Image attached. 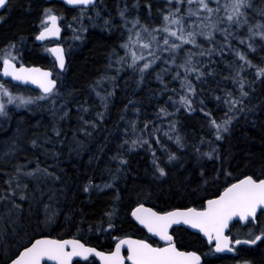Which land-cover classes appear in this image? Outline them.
I'll return each mask as SVG.
<instances>
[{
	"label": "trees",
	"instance_id": "16d2710c",
	"mask_svg": "<svg viewBox=\"0 0 264 264\" xmlns=\"http://www.w3.org/2000/svg\"><path fill=\"white\" fill-rule=\"evenodd\" d=\"M250 3L253 7L245 8L246 23L239 33L243 38L249 37L250 28L256 31L258 24H264V16L258 14L264 9V0ZM45 9L59 17L63 44L66 21L80 11H99L100 24L89 29L80 44L63 45V73L57 72L50 55L42 53V47L34 42ZM125 9L122 18L120 12ZM169 10L174 12L169 0H98L90 10H72L43 0L8 1L0 14V66L7 46L15 44L11 50L14 62L51 70L57 88L50 100H34L27 108L10 110L0 118V197H7L0 199V264L8 263L20 245L27 243L25 233L36 238H79L86 246L102 251L118 239L144 236L129 217L138 205L159 213L199 209L229 181L236 182L245 174L264 179V77L256 76L258 68H264V40L260 37L252 40V51L235 42L236 27L231 25L232 36L227 41L223 31L216 30L210 40H197L199 48H181L172 65H182L189 52L195 53L192 61L203 73L199 79L196 72L186 75L179 66L170 67L172 61L166 55L146 73L124 62L115 69V62L127 57L121 45L128 39L131 21L139 19L149 29L160 28ZM178 15L184 17L187 32L190 20L181 8ZM228 27L225 23L221 28ZM138 30L139 25L133 34ZM207 49H212L211 54ZM201 51L205 55H199ZM237 52L253 66L241 61ZM185 79L194 89L188 96L191 110L179 105ZM240 80L248 92L245 98L240 97ZM0 83L17 94L41 96ZM229 93L232 99H242L232 111L225 103ZM229 117V130L217 140L211 121L222 123ZM167 124L173 127L169 136L163 135ZM137 137L148 140L151 150L139 142L130 148ZM156 139L161 146H156ZM170 153L175 160H168ZM121 159L126 163L121 164ZM153 160L165 170L164 176L156 171ZM221 169L232 175L225 177ZM30 172L33 175H26ZM86 185H90L87 192ZM107 213H112V229H108ZM98 225L106 231H99ZM260 227L264 228V221ZM172 234L177 248L195 252L202 264L233 261L226 255L214 259L211 248L185 229H173ZM8 253L12 255L6 257ZM241 253L252 264H264V242L255 248H241Z\"/></svg>",
	"mask_w": 264,
	"mask_h": 264
},
{
	"label": "snow or ice",
	"instance_id": "6c2138e0",
	"mask_svg": "<svg viewBox=\"0 0 264 264\" xmlns=\"http://www.w3.org/2000/svg\"><path fill=\"white\" fill-rule=\"evenodd\" d=\"M6 2L7 0H0V7H4ZM64 2L68 5L75 6H89L94 4V0H64ZM180 2L181 0H177L178 4ZM187 2L189 5H197L196 11H193L191 7L188 9L187 14L189 16H197L199 18V13L203 11L208 14L204 19H210L214 12L219 11V7L216 9L209 7L207 0H187ZM169 3H171V0H169ZM224 7L227 12L226 20L229 24L228 28L223 29L225 40L227 41L229 37L232 36L230 30L232 24L239 27L242 23H246V21H241L240 19V17L244 15L241 9L250 8L253 7V5L250 3V0H231V3L226 4ZM124 11H126V9L120 12L122 18L124 17ZM179 12L180 9L177 8L175 12L169 10L167 15H163V26L160 28L149 29L145 25L140 24L139 19L131 21L132 28L128 29V32L130 33L128 41L121 45V47L126 50V55H131L132 62L128 65L129 67L136 66L139 60H145L146 62L139 68V71L143 73L150 68L151 64L156 59L160 58L155 51L150 50L153 44H155L157 48L161 47L155 35L158 32L166 34L162 38L163 50L174 53L181 48L182 45L186 44H191L194 47L199 48L200 45L197 44L196 36L205 35L206 38L210 40L213 32L217 30L216 23H209L204 25V27L210 29L206 33L197 31L186 32L184 28V17L179 16ZM258 14L264 16V9H260ZM44 16L46 19L41 21L42 30L35 37L38 41H43L47 37H58L61 31L57 23L58 17L52 14L50 9H45ZM128 23L129 21L125 20V24ZM137 25H139L140 30L135 32L136 39L134 40L131 33ZM194 27H199V25H195ZM256 27V31H253L251 28L249 29L250 35L248 37V47L252 51H255L252 44L253 37L259 36L261 40H264V24H258ZM142 33H146L149 37L147 42L141 43ZM170 38L179 41V43L173 42V39ZM240 43L243 44L244 40L241 39ZM137 44H139L141 49L149 50L148 55L152 57L151 61L146 59L143 51L138 54L134 50ZM15 47V44H10L4 52L2 59L3 76L11 77L14 81L34 84L44 94L27 99L20 96L14 97L4 84H0V97H7L8 104L19 101L17 104L19 107L33 103L34 100L45 99L46 96L54 92L56 81L49 78L51 76L50 72L41 71L39 68H26L23 66L16 67L14 63L16 56L12 55L11 51ZM222 50L223 49H221V51ZM49 51L55 56L59 67L64 69V50L60 47H54L49 49ZM206 52L211 54L212 49H207ZM193 55H195V53L189 52L187 54V59L182 65H179V67L184 69L186 75L191 72H196V78L199 79L203 73L200 72L193 63ZM199 55H205V51H201ZM236 55L249 67L253 66L252 62L248 60L242 52H237ZM123 61L124 57H121L117 62L121 63ZM165 62L167 63V61ZM241 70H243V66H241ZM256 76L258 79L264 77V68H258ZM233 79L234 82H236V77H233ZM183 83L186 85L189 93L194 91L192 85L186 79ZM239 83L240 97L245 98L248 96V92L244 90V82L240 80ZM231 97L232 93H229L228 98L225 99L229 111L234 110L237 104H242V99H232ZM181 101L189 110H191V104L184 96L181 97ZM85 111H87V109H85ZM161 111L163 112L164 110L161 109ZM6 114V105L4 102L0 101V115ZM102 115V113H98V116L102 117ZM85 123L88 122L86 121ZM211 123L216 129V139L219 140L222 139L221 133L229 130L228 125L231 123V117L223 120L222 123H216L215 120H212ZM92 126L95 127L94 124ZM131 127L133 131H135L136 125L134 122L131 124ZM146 127L147 124L145 125V128ZM86 134L90 135L91 133ZM138 142L140 144H148L149 150H151L149 141L141 140L139 137L131 141L130 148L137 146ZM33 143H35V141ZM125 143H128V141L125 140ZM157 143L160 142L157 141ZM177 143H179V137L177 138ZM206 155L209 156V159L212 158L211 154ZM153 156H155V152H153ZM175 159L176 156L170 153L168 160L173 161ZM120 163L124 164L126 161L121 159ZM153 163L156 165V171L159 172V175L164 176L166 174L165 170L160 167L159 164H156L155 160H153ZM17 171L19 172V169H17ZM220 171L225 177H230L232 175L230 171L223 169ZM26 175H33V173H26ZM201 175L203 176L204 173H201ZM215 179H218V177ZM7 183H9V186L11 187V179L7 181ZM205 183H208V180H205ZM19 186L20 185L18 184L17 187ZM111 186V184L105 185V187L109 188ZM89 187L90 185H86L84 191L87 192ZM12 194H14V192ZM0 199H7V197H0ZM20 199L23 200L24 196L21 195ZM13 207L19 208V205L13 204ZM258 208L264 209V179H257L254 178L253 175L245 174L243 179H237L234 183L229 181L228 186L224 187L223 192L220 193L218 198L207 199L206 206L200 210L193 207L184 209L177 208L161 214L150 208H145L143 205H140L133 210L131 213L132 216L141 225L147 228L149 233L159 237V240L164 242V246H153V244L146 242L145 240L118 239V242L115 244V250L106 254L103 251H98L92 246H86V244L81 242V239L79 238H36L35 235L29 236L25 233V236H27V243L20 245L17 252L11 258L10 264H42L44 261L52 262V264H73L74 257H78L80 260L84 261L85 264H89V258L93 256L97 257L101 261V264H125V261L130 262V264H200L201 257L195 252L178 250L173 242V236L169 234V229L172 225L183 224L199 230V232L207 237L210 244L213 241L215 242L214 251L216 253L225 251L233 252L234 248L232 246V241L229 239V236L225 234L226 229H229L230 222H232L234 218H238L241 222H246L245 226L256 222ZM106 215L109 216L108 229L114 228L115 225L111 222L112 213H107ZM97 229L99 231H106V229L102 228L100 225L97 226ZM257 241L264 242V228L261 229L260 235L254 236L252 235L251 229H249V238L243 240L237 238L235 239V244L254 245ZM124 247L127 248L126 256L121 254V250ZM243 264H249V262L244 261Z\"/></svg>",
	"mask_w": 264,
	"mask_h": 264
},
{
	"label": "rangeland",
	"instance_id": "374dc122",
	"mask_svg": "<svg viewBox=\"0 0 264 264\" xmlns=\"http://www.w3.org/2000/svg\"><path fill=\"white\" fill-rule=\"evenodd\" d=\"M208 4H209V7L213 8V9H216L217 7H219V11L218 12H214L211 16L210 19H204V17H207L208 14L206 12H203L201 11L199 13V18L197 16H189L187 13H188V9L191 7L193 11H196L197 10V5L196 4H193V5H189L187 0H181V2L178 4L177 3V0H171V8H173L174 12L176 11L177 8H181L184 13H185V17L188 18V20H190L191 23H189V29H187L188 31H197V32H207L209 31L210 29L204 27V25H207L209 23H216L217 24V31L221 32L223 31L222 30V26L225 25V23H228L226 19V15H227V12L225 10V5L226 4H229L231 3V0H207ZM230 11V9H229ZM241 11L244 13L243 16L240 17L241 21H246V17H245V11L246 9L245 8H242ZM98 10L95 9L93 10L92 12H85V11H80L78 13H75L73 16H72V19L71 21H66V23L64 24V27L67 31V35L65 36V39H64V44L67 46V47H72L74 44H80L81 41L83 40V35L86 34V32L91 29V28H95L97 27L100 23H99V20H100V16L98 14ZM43 19H46L45 16L43 17ZM195 25H199V27H194ZM234 25V27H236V35H233V36H236L238 38H235L234 37V40L236 43L240 44V45H246L248 47V38L247 37H241L239 35V33H241V30L242 28L245 26V23H242L239 27H237L235 24H232ZM42 29V27H41ZM40 29V30H41ZM253 29V28H251ZM255 31V30H253ZM249 32V31H248ZM223 33V32H221ZM250 34V32H249ZM130 35V34H129ZM129 35H128V38H129ZM132 35V38L135 40L136 37H135V34H133V32L131 33ZM156 37H157V40L159 42H161V47L160 48H157V46L155 44L152 45V48L150 50L152 51H155L156 54L160 57L159 59H161L164 55H166V59H169L171 62H169V66L170 67H178L179 65L175 66V65H172L173 63L175 64L174 62V57L176 58V55L178 53V51L187 46L188 47H192L193 45L191 44H186V45H182L181 48H179L178 50H176V52H169V51H166V50H163V37L166 35L165 33L164 34H158L156 33L155 34ZM259 36H255L253 37L254 38H257ZM199 38L201 39H207L205 35H197L196 36V40H198ZM149 39V37L147 36L146 33H142V39H141V43H144V42H147ZM170 39H173V38H170ZM243 39L244 40V43L241 44L240 43V40ZM128 41V39H127ZM126 41V42H127ZM173 42L175 43H179V41H175L173 39ZM63 44V45H64ZM49 49L50 47H47V46H42V50L41 52L42 53H47L49 54ZM125 50V49H124ZM138 54L143 51V54L144 56L146 57L147 60L151 61L152 60V57L148 55V51L149 50H143L139 47V44L136 45L135 49H134ZM126 51V50H125ZM13 55V54H12ZM127 57L124 58V64L126 66H128V64H131L132 62V59H131V55L128 54L126 55ZM159 59H156L150 66V68H153ZM131 61L130 63H128V61ZM118 61V60H117ZM115 62V69L118 70L119 67L118 65H120V63L118 62ZM146 61L145 60H139L137 62V65L136 66H139L142 67L143 64L145 63ZM118 67V69H117ZM129 67V66H128ZM149 68V69H150ZM180 69H182L181 71L185 72L183 68L179 67ZM149 69H147L146 71H144L143 73H146ZM177 74H175L176 76ZM1 80V79H0ZM1 84V83H0ZM102 86V83L100 84ZM8 89V88H7ZM182 89V94L183 96L188 100V96H189V92H188V89L186 87H183L181 88ZM8 91L12 94V96L16 97V96H20V97H24V98H30L28 95H26L25 93H22V94H17V93H14L13 91H11L10 89H8ZM53 95H49V96H46L45 99H42L40 101H43V100H50L52 98ZM0 101L4 102L5 105H6V113L9 112L10 110H13V109H24V108H27L29 105H31L32 103L30 104H27V105H23V106H17V104L19 103V101H15L14 103L12 104H8L7 103V97H0ZM179 105L181 107H185L186 105L182 103L181 101V94H180V100H179ZM4 115H0V118H2ZM167 127H168V130H164L163 131V135H166V136H169L172 131H173V127H171V125L167 124ZM158 139H156V146H161L160 143H157ZM249 231V230H248ZM247 232V231H246ZM253 233V232H252ZM248 237L246 238H242V239H247ZM12 255V254H11ZM10 253L6 254L5 256H11Z\"/></svg>",
	"mask_w": 264,
	"mask_h": 264
},
{
	"label": "water",
	"instance_id": "95a60500",
	"mask_svg": "<svg viewBox=\"0 0 264 264\" xmlns=\"http://www.w3.org/2000/svg\"><path fill=\"white\" fill-rule=\"evenodd\" d=\"M8 1L9 0H7V2H6V5L4 6V7H0V14H1V12L7 7V5H8ZM46 3H50V2H57V3H60V4H62L63 6H65L66 8H68V9H92L96 4H97V2H98V0H94V4L93 5H89V6H75V5H68V4H66L65 2H64V0H44ZM57 16V15H56ZM58 17V16H57ZM57 23H58V26L60 27V29H61V31H60V34H59V36L58 37H47L45 40H43V41H38V40H36L35 38H34V42H35V44L36 45H38V46H40V45H42V44H44V43H46V42H54L55 43V45H53L51 48H54V47H60V48H62L63 50H64V48L62 47V45L60 44V42H61V39H62V33H63V30H62V28H61V26H60V23H59V18H58V21H57ZM38 34H39V32H38ZM37 34V35H38ZM36 37V36H35ZM50 48V49H51ZM49 54H50V56H51V58L53 59V61L55 62V65H56V69L59 71V72H64V70H65V67H66V57H65V52H64V57H65V67H64V69H61L60 67H59V65H58V63L56 62V59H55V56L51 53V52H49ZM15 63V62H14ZM15 65H16V67H20V66H23V67H26V68H39V69H41V71H47V72H50L51 73V76L49 77L50 79H53V80H55L54 79V77H53V73L50 71V70H48V69H44V68H41V67H38V66H26V65H23V64H19V63H15ZM0 78H1V80L2 81H4V82H9L12 86H16V87H21V88H27V89H29V90H32V91H35V92H37V93H39V94H41V95H44L41 91H40V89L36 86V85H34V84H31V83H24V82H20V81H14V80H12L11 79V77H5V76H3V64H1V66H0ZM56 81V80H55ZM56 87H57V81H56ZM56 90V88L54 89V91ZM243 179V178H242ZM234 183V182H233ZM223 192V191H222ZM222 192H220V193H222ZM220 195V194H219ZM218 195V196H219ZM218 196H216V197H214V198H211V199H215V198H218ZM140 205H138L137 207H139ZM204 206H206V201L204 202ZM137 207H135L133 210H135ZM143 207H145V208H150V207H147V206H144L143 205ZM150 209H152V208H150ZM132 210V211H133ZM153 211H155L154 209H152ZM175 210V209H174ZM132 211H131V213H132ZM170 211H172V210H170ZM260 211H264V209H262V208H258L257 209V214L260 212ZM157 212V211H156ZM130 213V219L135 223V225L139 228V229H141L149 238H151V239H153V240H155L156 242H158L159 244H162L163 246H164V242L163 241H160L159 240V237H156V236H154L152 233H149L148 232V230H147V228H145L143 225H141L133 216H132V214ZM159 213V212H158ZM164 213V212H163ZM162 214V213H161ZM233 222H240L242 225H245L246 224V222H241V221H239V219L238 218H234L233 219V221L232 222H230V225L233 223ZM178 228H182V229H185V230H188L190 233H193V234H195V235H197V236H199L200 237V239L203 241V242H205V244H206V246L207 247H212V251H213V253L214 254H216V255H230L232 252H227V251H225V252H220V253H216L215 251H214V248H215V242L213 241L211 244L208 242V239H207V237H205L204 235H203V233H201V232H199V230H197V229H193V228H190L189 226H187V225H183V224H181V225H172V227L169 229V234L170 235H172L173 236V234H172V231H173V229H178ZM228 232V229H226V232H225V234ZM43 238H46V237H43ZM49 239H51V238H49ZM124 239H132V240H139V239H136V238H124ZM230 239V238H229ZM173 242H174V244H175V239H174V236H173ZM260 241H257V243L256 244H254V245H236L235 244V242H232V246L233 247H241V246H246V247H254V246H256L258 243H259ZM176 245V244H175ZM115 250V246H114V248H113V250L112 251H114ZM179 250V249H178ZM181 251V250H180ZM123 252H126V254H127V248L126 247H124V248H122V250H121V254L123 255ZM189 252H191V251H189ZM110 253V252H109ZM107 254V253H106ZM89 259H94L96 262H98V264H101V261L97 258V257H90ZM75 261H81L82 262V260H80V258H78V257H74L73 258V263L75 262ZM130 264V262H128V261H125V264ZM8 264H10V263H8ZM42 264H52V262H48V261H44V262H42ZM200 264H202V260H200Z\"/></svg>",
	"mask_w": 264,
	"mask_h": 264
},
{
	"label": "flooded vegetation",
	"instance_id": "af4514ba",
	"mask_svg": "<svg viewBox=\"0 0 264 264\" xmlns=\"http://www.w3.org/2000/svg\"><path fill=\"white\" fill-rule=\"evenodd\" d=\"M44 1V0H43ZM72 10H82V9H72ZM59 23H60V26H61V28H62V30H64V28H63V26H62V24H61V21H60V19H59ZM42 30V29H41ZM41 30H39V32L41 31ZM38 34V33H37ZM36 34V35H37ZM60 44L62 45V47L64 48V46H63V33H62V39H61V42H60ZM47 46V47H52L53 45H55V43L54 42H46V43H44V44H42V45H40V47H42V46ZM204 207V204H203V206L201 207V208H199V209H202ZM264 219V211H260L258 214H257V219H256V222H254V223H251V224H247V226H245V225H242L240 222H233L231 225H230V227H229V229H228V232L226 233V235H228L229 236V238H230V240L232 241V242H235V239H237V238H239V239H241V240H243L242 238H246V237H248L249 238V229H251V232H253L252 233V235L254 236V235H260V232H261V230H260V224H261V222L262 221H264L263 220ZM261 220V221H260ZM257 228V229H256ZM140 231L143 233V237L142 238H140L139 240H145L146 242H149V243H151V244H153V246H163L162 244H159L158 242H156L155 240H153V239H151V238H149L141 229H140ZM186 231H188V230H186ZM247 231V232H246ZM189 232V231H188ZM236 234V235H235ZM199 237V236H198ZM200 238V237H199ZM123 239V238H122ZM136 239H138V238H136ZM118 242V241H117ZM262 241H260L257 245H259L260 243H261ZM116 244V243H115ZM176 244V243H175ZM256 245V246H257ZM115 246V245H114ZM114 246H112V247H110V248H107V249H104V250H102L103 252H105V253H109V252H111L112 250H113V248H114ZM256 246H254V247H246V246H241V247H233L234 248V251H233V253H232V255H226V256H228V257H230V258H232L233 259V261H232V263L231 264H243V262L244 261H247V260H245V258L242 256V253H241V248H247V249H251V248H255ZM176 247H177V245H176ZM208 248H210V247H208ZM211 251H212V248L210 249ZM213 252V251H212ZM123 255L124 256H126L127 254H126V252H123ZM220 256H225V255H216V254H214L213 253V258L215 259V258H218V257H220ZM201 260H202V258H201ZM11 261V260H10ZM10 261H8V263H10ZM247 262H249V264H252V262L251 261H247ZM8 263H6V264H8ZM202 263H203V260H202ZM73 264H85V262L84 261H75ZM89 264H98V262H96L95 260H89ZM127 264V263H126Z\"/></svg>",
	"mask_w": 264,
	"mask_h": 264
},
{
	"label": "bare ground",
	"instance_id": "6f19581e",
	"mask_svg": "<svg viewBox=\"0 0 264 264\" xmlns=\"http://www.w3.org/2000/svg\"><path fill=\"white\" fill-rule=\"evenodd\" d=\"M64 52H65V49H64ZM50 57H51V56H50ZM65 57H66V53H65ZM54 64H55V62H54ZM55 68H56V65H55ZM56 70H57V69H56ZM50 71H51V70H50ZM51 72H52V71H51ZM57 72H58V73H61V72H59L58 70H57ZM52 73H53V72H52ZM62 73H63V72H62ZM53 77H54V74H53ZM0 79H1V78H0ZM54 79H55V77H54ZM55 80H56V79H55ZM56 88H57V87H56ZM40 95H41V94H40ZM48 96H49V95H48ZM136 207H137V206H136ZM133 209H134V208H133ZM133 209H132V210H133ZM132 210H131V211H132ZM130 213H131V212H130ZM129 217H130V215H129ZM210 248H212V247H210ZM97 250H98V249H97ZM98 251H100V250H98ZM232 253H233V252H232ZM232 253H231L230 255H232ZM89 260H94V259H89Z\"/></svg>",
	"mask_w": 264,
	"mask_h": 264
}]
</instances>
